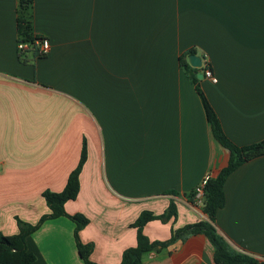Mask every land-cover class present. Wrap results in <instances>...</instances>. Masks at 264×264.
<instances>
[{"label": "crops", "instance_id": "obj_1", "mask_svg": "<svg viewBox=\"0 0 264 264\" xmlns=\"http://www.w3.org/2000/svg\"><path fill=\"white\" fill-rule=\"evenodd\" d=\"M18 5L0 0V234L50 212L43 193L64 190L84 142L80 192L65 210L89 220L80 240L94 245L92 262L120 264L144 211L161 215L172 202L177 210L144 227L151 242L207 221L190 198L230 153L179 60L194 51L208 62L218 83L199 79L200 88L232 143L263 140L264 0H33L46 56L18 51ZM224 192L217 232L264 258V156L233 172ZM74 229L67 217L44 222L26 239L32 264H84ZM214 253L193 235L143 264H216Z\"/></svg>", "mask_w": 264, "mask_h": 264}, {"label": "trees", "instance_id": "obj_2", "mask_svg": "<svg viewBox=\"0 0 264 264\" xmlns=\"http://www.w3.org/2000/svg\"><path fill=\"white\" fill-rule=\"evenodd\" d=\"M33 0H19L18 5V43L33 44L40 36L33 30ZM194 51L184 53L179 60L180 67L188 74L190 80L201 99L207 120L211 126L214 138L230 153L229 161L219 174L210 178L204 189L202 210L207 215V221L190 224L182 229L174 230L172 237L166 242H151L144 234V227L151 221L158 220L167 223L177 216V210L172 202L168 209L161 215H154L144 211L132 225L137 229V245L123 252L120 264H143L146 254L153 252L158 247H169L177 242H184L193 235H204L214 247V262L216 264H264L255 257L248 256L233 249L228 242L217 232L215 227L216 214L224 208L226 196L224 192L228 177L244 164L264 156V139L260 142L239 147L232 143L225 135L220 121L210 105L208 99L200 88L198 74L202 69L193 68L188 58L194 55ZM87 160V146L84 142L78 166L68 177L64 190L60 193L45 191L43 198L50 212L41 217L39 222L31 225L17 220L18 233L13 236L0 234V264H32L36 256L28 250L26 239L34 234L44 222L60 217L69 218L75 225L74 239L78 253L84 264H96L90 260L94 250L93 244H83L80 240V231L89 224V220L83 215H69L65 210L68 201L75 200L80 192V174ZM195 193L190 200L194 203Z\"/></svg>", "mask_w": 264, "mask_h": 264}, {"label": "built area", "instance_id": "obj_3", "mask_svg": "<svg viewBox=\"0 0 264 264\" xmlns=\"http://www.w3.org/2000/svg\"><path fill=\"white\" fill-rule=\"evenodd\" d=\"M50 50H51L50 41L44 37H40L39 39L35 40L33 44L18 43V51L20 53H24L27 51H34L39 56H46L47 54H49ZM200 69H202L201 74L203 75V78L211 80L212 83L214 84L218 83V79L213 74L207 61L204 62L202 61V67ZM209 179H210L209 176L205 177L201 185L196 189V196L194 200L196 205L199 206L203 205L204 189ZM257 259L264 261L263 257Z\"/></svg>", "mask_w": 264, "mask_h": 264}, {"label": "water", "instance_id": "obj_4", "mask_svg": "<svg viewBox=\"0 0 264 264\" xmlns=\"http://www.w3.org/2000/svg\"><path fill=\"white\" fill-rule=\"evenodd\" d=\"M189 63L193 68L200 69L202 67V59L196 55H191L189 57ZM198 79H203V75L201 73L198 74Z\"/></svg>", "mask_w": 264, "mask_h": 264}]
</instances>
